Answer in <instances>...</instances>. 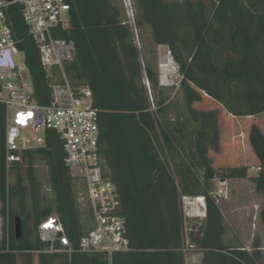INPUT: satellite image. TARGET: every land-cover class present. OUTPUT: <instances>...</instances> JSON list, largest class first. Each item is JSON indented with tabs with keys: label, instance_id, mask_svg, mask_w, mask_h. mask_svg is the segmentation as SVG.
Listing matches in <instances>:
<instances>
[{
	"label": "trees",
	"instance_id": "obj_1",
	"mask_svg": "<svg viewBox=\"0 0 264 264\" xmlns=\"http://www.w3.org/2000/svg\"><path fill=\"white\" fill-rule=\"evenodd\" d=\"M66 1L70 25L53 30V37L73 41L76 52L63 72L54 68L49 74L43 67L21 6H12L8 17L38 104L52 102L51 85L62 83L63 74L75 96L80 87L90 89L103 176L118 187L130 250L111 257L41 253L45 244L38 228L44 220L58 217L78 249L81 237L93 229V212L80 201L84 187L71 177L55 132H46L45 146L23 151L22 161L8 168L6 109L0 104V264L35 254L39 264H186L191 249L184 233V196L205 198L204 225L193 224L189 234V245L203 254L201 264H259L257 245L251 253L224 243V218L210 192L214 180L248 178V167L213 166L211 152L221 150L220 112L196 105L209 98L235 117L264 114V0H183L184 20L196 35L191 46L179 34L166 0H132L134 26L124 6L112 0ZM150 42L153 50L145 47ZM160 46L179 67L180 87L171 94L160 86L153 63ZM249 141L260 162L252 181L264 195V134L258 126L251 128ZM39 163L48 169L50 196L42 194ZM16 217L22 223L20 239ZM260 217L264 224V205Z\"/></svg>",
	"mask_w": 264,
	"mask_h": 264
},
{
	"label": "built area",
	"instance_id": "obj_2",
	"mask_svg": "<svg viewBox=\"0 0 264 264\" xmlns=\"http://www.w3.org/2000/svg\"><path fill=\"white\" fill-rule=\"evenodd\" d=\"M19 5L29 34L37 44L41 63L51 73L54 68L64 71V65L75 57L73 41L56 39L53 30L70 25V5L66 0H0V104L6 109V161L8 168L22 161V152L46 145L45 134L55 132L63 142L65 165L71 177L83 185L80 199L93 212V229L81 237L75 249L66 234L64 226L56 216L44 220L38 228L40 240L45 249L41 253L55 255L75 252L85 254L114 253L130 250V240L118 187L103 176V161L99 152L100 131L97 110L92 105V94L88 87H80L75 96L63 74V82H53V100L40 105L34 99V86L27 67L20 59L17 41L8 17L9 9ZM131 6V5H130ZM131 17L134 11L131 6ZM168 56L176 65L175 72L168 74L160 68V86L179 89L181 76L170 51ZM169 72V71H168ZM24 73L28 77L24 76ZM43 132L41 136L36 133ZM227 181H221L216 195L217 204L228 199L225 188ZM185 238L192 232L188 221L206 218V202L203 197H182ZM203 209L205 210L203 212ZM199 215H194V211ZM189 249L193 246L189 245Z\"/></svg>",
	"mask_w": 264,
	"mask_h": 264
},
{
	"label": "rangeland",
	"instance_id": "obj_3",
	"mask_svg": "<svg viewBox=\"0 0 264 264\" xmlns=\"http://www.w3.org/2000/svg\"><path fill=\"white\" fill-rule=\"evenodd\" d=\"M112 1L124 6L128 22L131 26H134V20L131 17L132 0ZM166 1L169 5L170 13L177 19V23L179 24L177 30L183 38V41L186 40L189 46H191L192 43L195 44L196 35L188 28L189 25L184 20L185 3L183 0ZM197 9L202 14L204 13L203 6L197 5ZM185 30L188 31L185 32ZM137 45L140 50H144V46L140 44L139 39H137ZM145 47L150 50L154 49V45L151 42L145 45ZM155 53L157 54V60L153 61V63L158 67L159 73V65L162 64L166 66L162 71L173 75L176 65L168 56V48L160 46L156 49ZM24 76L28 77L26 73H24ZM162 88L167 94L174 93L175 90H177L171 87ZM196 108L207 110L217 109L220 112L221 150L219 153L211 152L213 166L215 168L248 167V178L227 181L225 188L228 192V199L222 200V202L218 204L224 213L223 218L225 217L226 220L224 221L227 223L226 226L229 229V232L225 235L224 243L232 249L244 248L251 253L254 252L253 247L257 245L262 255L259 264H264V224L260 217L264 205V195L257 191L252 181L260 172V162L249 141L251 128L254 125L258 126L264 134V114L254 117H235L228 114L223 108H220L218 104L209 98H205L200 104H197ZM41 135H43L42 131L35 134L37 137ZM47 171V167L42 163H39L36 167V175L42 187V194L50 196ZM9 182L10 184L14 182L13 172L9 175ZM220 183V180H214L212 182L210 188L212 195L217 194ZM193 214L199 215V211L195 210ZM193 224H197L198 226L204 225V221L200 219H197L195 223L188 221L186 226L189 228ZM229 224L232 225V229L229 228ZM2 226L3 220L0 215V242L2 237ZM187 241H189V239H186V243ZM202 257L203 254L201 252L191 249V251L186 254V264H201ZM17 264H39V262L35 254L28 258L18 256Z\"/></svg>",
	"mask_w": 264,
	"mask_h": 264
},
{
	"label": "water",
	"instance_id": "obj_4",
	"mask_svg": "<svg viewBox=\"0 0 264 264\" xmlns=\"http://www.w3.org/2000/svg\"><path fill=\"white\" fill-rule=\"evenodd\" d=\"M14 228H15V235L17 239H20L22 236V223L19 217H16L14 220ZM45 246H48V244H45Z\"/></svg>",
	"mask_w": 264,
	"mask_h": 264
},
{
	"label": "crops",
	"instance_id": "obj_5",
	"mask_svg": "<svg viewBox=\"0 0 264 264\" xmlns=\"http://www.w3.org/2000/svg\"><path fill=\"white\" fill-rule=\"evenodd\" d=\"M220 210H221V212H222V215L224 216V213H223L222 209H220ZM224 220H226L225 217H224ZM226 224H227V223H225V221H224V225H225L226 233H227V232H229V229H228V227L226 226ZM229 225H230L229 228L232 229V228H233L232 225H231V224H229ZM227 230H228V231H227ZM225 235H226V234H225ZM223 240H225V236L223 237Z\"/></svg>",
	"mask_w": 264,
	"mask_h": 264
},
{
	"label": "clouds",
	"instance_id": "obj_6",
	"mask_svg": "<svg viewBox=\"0 0 264 264\" xmlns=\"http://www.w3.org/2000/svg\"><path fill=\"white\" fill-rule=\"evenodd\" d=\"M205 210L203 209V212H204Z\"/></svg>",
	"mask_w": 264,
	"mask_h": 264
}]
</instances>
